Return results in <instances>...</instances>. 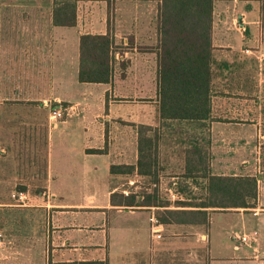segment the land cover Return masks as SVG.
<instances>
[{
  "label": "rangeland",
  "instance_id": "374dc122",
  "mask_svg": "<svg viewBox=\"0 0 264 264\" xmlns=\"http://www.w3.org/2000/svg\"><path fill=\"white\" fill-rule=\"evenodd\" d=\"M15 1L18 0H0V5L2 2L5 5ZM25 1L30 3L22 12L37 17L35 24L46 26L47 17L52 12L53 0ZM253 1L250 2L249 10L245 4L238 3L239 0L215 2V18H222L224 28L226 26L230 31L228 37L233 36L231 42L235 45H238L240 31L228 21L233 17L240 19L243 15L240 11L243 10L247 20L253 22L247 26V43L236 46L237 52L242 51V54L250 58H255L256 54H264V0ZM158 4L159 0H91L78 4L79 24L78 27L69 29L70 38L77 36L78 32H108L114 37L117 48L123 46L121 50H127L124 63L129 78L122 80L118 73L117 81L114 79V84L108 86L111 91H104V86L86 91L85 94L93 96V104L86 110L79 104L72 111L78 114L68 119V124L57 122L56 124L60 123V128L53 130L56 124L51 121L50 112L57 102L39 101L48 99L45 95L46 89L41 86L38 90L35 88L36 94L31 98L33 101L0 103L2 264H25L22 258H14L16 255L23 257L27 249L34 255V263L40 264L43 251L41 241L47 237L48 231L50 234L53 232L49 217L55 212V208L69 211L63 216L70 218L77 207H110L109 191L114 188V192L118 194L137 196L139 202L164 201L174 209L175 202L200 196L204 180L199 179V176L194 179L186 173V151L197 142L201 144L206 154V165L214 175L244 176L242 174L249 173L251 169L245 166L253 165L255 168L258 164L260 170L264 171V116L262 119L248 117L240 120L241 116L233 113L235 107L241 105L237 101L240 96H256L264 100V59L247 64L234 62L232 65L236 67L231 70L214 67L212 121L190 124L159 122L158 104L155 103L158 101L157 56L151 50L157 46ZM235 4H241L243 8L237 9ZM4 7H0V23L3 25L2 30L5 28L7 31V20L12 7L8 11ZM136 44L138 52L131 50ZM246 50H251V53ZM117 69L122 71L120 64ZM47 73L34 71L35 84H42ZM138 75L142 80L137 82ZM225 78L244 81L246 86L222 87ZM69 90L74 92L73 87H69ZM103 95L107 103L105 110L101 106ZM110 102L113 105V116L107 119L105 116L109 112ZM224 102L229 104L230 111L226 114ZM67 104L70 107L71 104ZM242 104L260 107L254 102ZM90 107L97 114L95 119L88 113ZM261 107L264 110V103ZM223 115L228 117L223 118ZM13 116L16 118L13 119ZM251 121L260 122L261 132L259 128L251 126ZM140 124L158 129L157 178L142 177L137 173L112 175V164L137 163L136 131ZM96 131L100 132L99 137L90 135ZM101 135H104L103 139L100 138ZM89 136L97 139V144L92 147L105 149L107 154H88V150H93L91 148H87L85 153L84 148L90 145ZM126 137L128 143L125 141ZM124 144L125 149L122 147ZM50 166L55 173L53 175ZM115 208L137 210L140 207ZM147 218L146 211L134 216L126 212L111 211L103 220L106 226H136L146 224ZM220 220L222 223L235 221L230 217ZM70 225V229L77 228L74 224ZM27 239L34 241V247H26ZM13 240H17V246L13 245ZM127 249L133 247L129 245Z\"/></svg>",
  "mask_w": 264,
  "mask_h": 264
},
{
  "label": "crops",
  "instance_id": "0c3cea01",
  "mask_svg": "<svg viewBox=\"0 0 264 264\" xmlns=\"http://www.w3.org/2000/svg\"><path fill=\"white\" fill-rule=\"evenodd\" d=\"M239 1L238 3L245 4L248 10L251 8L250 2H254L253 0ZM29 3L25 0H18L5 4L7 6L3 5V2L0 5L1 8L5 6L4 8L7 11L9 7H12L10 9L11 14L9 13L10 16L7 20L9 24L7 31L5 28L2 30L3 25H1L2 22L0 23V103L7 101H33L31 98L36 94L35 88L38 90L41 86L46 89L47 94L45 95L48 99L39 101L43 103H48V101L65 102L71 104L70 107L73 106L74 109L81 104L86 110L94 102L93 96L85 94L86 91H91L101 86L106 87L104 91H111L108 86L114 84V79L117 81L118 73L122 80L129 78L127 68L119 72L117 64L111 83H80L78 81L80 37L90 32H78L77 36L70 38L71 32H68L69 29L78 27L79 21L75 27H55L53 25L52 12L47 17L46 26L41 23L35 24L34 21L37 17L29 15L28 12H22V9ZM235 7L237 9L243 8L241 4H235ZM240 12L243 14L240 19L233 17L228 22L240 31L239 38H237L240 40V42L239 40L237 42L238 45L239 43L244 45L249 40L246 38L248 23L253 24V22L247 20L248 17L244 14L245 11L241 10ZM221 21L222 18L220 19V16L215 18L214 10L213 47L217 62L226 63L232 69V67H236L232 65L234 62L247 64L255 62L257 59L263 61L264 54L260 56L256 54L255 58H250L242 54V51L237 52L236 46L238 45L231 42L233 36L228 37L230 31L228 27L225 26L226 29L224 28ZM124 45L127 44L124 43ZM137 46L136 44L135 48L131 50L138 52ZM246 52L251 53V50H246ZM126 54L127 52L124 55ZM124 55L120 57V54H117L116 58L125 61ZM238 67L243 68L244 66ZM239 68L238 70H240ZM36 70L48 72L42 84L40 82L35 84L34 71ZM19 72H28V74L24 75ZM139 80H142V77L138 75L137 82ZM230 80L225 78L221 86H246L244 81ZM85 84L95 86H85ZM69 87H73V93L69 90ZM237 101H240L239 105L240 103L241 105H237L233 113L241 116L240 120L248 117L254 119L263 118L264 110L261 104L264 103V100H261L260 97L240 96ZM253 102L257 105L259 104L260 107L257 108L253 104H250V106L242 104ZM155 103L158 104V101H155ZM224 103V113L226 114L230 111L228 110L229 104L226 105V102ZM106 104V99L103 95L102 109L105 110ZM109 105V112L105 116L107 119H111L113 116V105L111 102ZM88 113L93 119L97 117L91 107ZM77 114L76 112H71L70 116L60 123L63 125L68 124V119ZM223 116V118L228 117L227 115ZM14 118L16 117L13 116ZM10 119H12V116ZM159 122H161L160 118ZM60 123L56 124L53 130L59 129ZM250 123L256 129L259 128L258 130L261 132L262 126L260 122L254 123L251 121ZM90 135L99 137L100 132H92ZM100 138L103 139L104 135H101ZM88 140H90V145L84 148L85 153L87 148L94 149L92 145L97 144V139L95 138L89 136ZM125 141L128 143V137L125 138ZM125 145H122L124 149L126 148ZM136 158L138 159V151ZM238 160L240 161L241 158ZM124 164L133 165L126 162ZM51 167V175H53L55 173ZM245 167L251 169H249V173L242 175L257 178L258 197L254 208L213 209L207 227L204 225L183 224L163 225L159 222L157 229L161 231L160 238L155 234L156 226L151 222V218L158 220L156 208L118 210L109 201L110 207L74 208L73 216L70 218L63 216L65 215L64 213L69 211L64 212L59 210V208H55V212L49 217V224L53 226V232L50 234V231H48L47 237L41 241L43 251L40 264H80L87 261H105L106 259H108L109 264H264V171L260 170L259 164L255 168L253 165ZM233 175L240 176L238 174ZM205 183L206 181H204ZM114 191L115 188L109 191L110 196ZM111 211L126 212L131 216L146 211L148 212L147 223L136 226H106L103 217ZM82 214L88 217H83ZM225 217H230L235 219V221L231 220L229 223H222L220 219ZM70 224H74L77 228L70 229L72 228ZM244 235L248 236L249 240L247 243L238 239V237ZM13 241V245L17 246V240ZM1 245L2 242L0 241V247ZM25 245L28 248H32L35 243L32 239H27ZM129 245L133 249H127ZM30 251V249H27L23 257H17L18 255H16L14 259L22 258L25 260V264H35L34 255ZM0 264H2L1 251Z\"/></svg>",
  "mask_w": 264,
  "mask_h": 264
},
{
  "label": "trees",
  "instance_id": "16d2710c",
  "mask_svg": "<svg viewBox=\"0 0 264 264\" xmlns=\"http://www.w3.org/2000/svg\"><path fill=\"white\" fill-rule=\"evenodd\" d=\"M91 0H53L52 19L55 27H75L78 24V4ZM217 0H159L157 46L151 50L157 56L158 112L161 122L206 123L213 119L214 67L231 70L226 63L217 62L213 47V22ZM230 1V0H221ZM112 35L85 33L80 37L78 81L80 83H111L116 65L126 64L117 59L127 51ZM128 47V46H127ZM134 49V48H133ZM54 104L52 109L67 107ZM137 163L113 164L112 175L137 173L157 178L159 157L157 127L137 126ZM88 154H107L105 149L88 150ZM201 144H192L186 151V173L203 179L201 195L188 201L175 202V209L164 201H142L135 195L113 192L112 206L156 208L163 225L208 226L213 209L254 208L258 183L254 176H223L210 173ZM80 264H109L87 261Z\"/></svg>",
  "mask_w": 264,
  "mask_h": 264
},
{
  "label": "built area",
  "instance_id": "2783aa9c",
  "mask_svg": "<svg viewBox=\"0 0 264 264\" xmlns=\"http://www.w3.org/2000/svg\"><path fill=\"white\" fill-rule=\"evenodd\" d=\"M75 109L73 106L71 107H57L51 110L50 112V119L55 125L57 122H62L66 119V117H69L71 112L74 111ZM151 222L156 226L155 227V234H157V237L160 238V230L157 229L159 225V221L156 218H151ZM239 240H241L244 243L248 242V236L244 235L242 237H238Z\"/></svg>",
  "mask_w": 264,
  "mask_h": 264
}]
</instances>
